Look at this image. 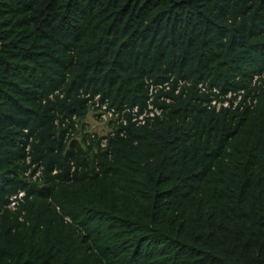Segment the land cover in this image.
<instances>
[{"label": "trees", "instance_id": "16d2710c", "mask_svg": "<svg viewBox=\"0 0 264 264\" xmlns=\"http://www.w3.org/2000/svg\"><path fill=\"white\" fill-rule=\"evenodd\" d=\"M263 71L264 0H0V264H264Z\"/></svg>", "mask_w": 264, "mask_h": 264}, {"label": "built area", "instance_id": "2783aa9c", "mask_svg": "<svg viewBox=\"0 0 264 264\" xmlns=\"http://www.w3.org/2000/svg\"><path fill=\"white\" fill-rule=\"evenodd\" d=\"M182 82H178V85L174 89V93H179L180 91V84ZM187 85L189 83L187 82ZM198 87L200 88V91H203L208 94V100L206 101V105L208 108H214L216 111L220 108H229V109H235V108H245L247 106H252L256 100L258 93L260 91L261 87H264V71L260 74H256L252 77L251 82L248 86V90L245 88L238 89L235 91L228 90L225 93L220 91L219 88L215 86H209L208 84L199 83ZM150 92H149V98L147 100V106L143 109V112L137 114L138 108L133 107L130 109L132 114V121L136 124H143L144 118L147 116H154V115H162V108H159L153 104V101L156 99L157 101H169L170 99L166 97L164 94L159 93L157 95H154L153 92H158V90L166 91L170 89V85L168 82H164L163 84H156V85H150ZM96 110L95 114L98 116L101 120H106L107 117H118L119 112L116 111L114 108H111L108 111H105L106 104L100 103L98 100H95V103L93 105ZM128 110V109H125ZM122 110L121 114L125 111ZM122 122L125 124L123 115L120 116L118 122ZM23 193H19L18 197H20ZM14 203H11V207L14 208Z\"/></svg>", "mask_w": 264, "mask_h": 264}, {"label": "rangeland", "instance_id": "374dc122", "mask_svg": "<svg viewBox=\"0 0 264 264\" xmlns=\"http://www.w3.org/2000/svg\"><path fill=\"white\" fill-rule=\"evenodd\" d=\"M85 130L90 132H97L100 135L106 134L110 126L101 120H97L92 111H88L85 120L83 121Z\"/></svg>", "mask_w": 264, "mask_h": 264}, {"label": "clouds", "instance_id": "9594fccd", "mask_svg": "<svg viewBox=\"0 0 264 264\" xmlns=\"http://www.w3.org/2000/svg\"><path fill=\"white\" fill-rule=\"evenodd\" d=\"M262 73V72H261ZM256 75V74H255ZM178 82H182L181 84H180V87H181V85H183L184 83L187 85V82H183V81H181V80H179ZM178 82H177V85H178ZM251 82V81H250ZM188 83H190V82H188ZM163 84V83H162ZM250 84V83H249ZM249 84H248V86H249ZM150 85H156V84H150ZM150 85H149V88H150ZM176 85V86H177ZM242 89V88H241ZM245 89H247L248 90V87L247 88H245ZM238 90V89H237ZM232 91H235V90H232ZM149 92H150V89H149ZM154 93H156V94H154ZM153 94L154 95H157V94H159V90H158V92H153ZM258 97V96H257ZM98 96H95L94 98H93V100H98ZM149 98V97H148ZM148 100V99H147ZM156 100V99H155ZM99 101V100H98ZM257 101V100H256ZM100 102V101H99ZM101 103V102H100ZM104 104H106V102H103ZM256 103V102H255ZM254 103V104H255ZM154 104V103H153ZM253 104V105H254ZM93 105H94V103H93ZM92 104H91V106H90V111H92L93 112V114H94V116H95V118L97 119V120H101V119H99L98 118V116L95 114V110H96V108L93 106ZM107 105V104H106ZM147 105V104H146ZM252 105V106H253ZM136 107V106H135ZM247 107H251V106H247ZM246 108V107H245ZM111 109V108H110ZM110 109H107V107H106V109H105V111H108V110H110ZM243 109V108H242ZM110 118H116V117H107V119L106 120H101L102 122H105L107 125H109L108 124V120L110 119ZM110 126V125H109ZM108 132H110L111 134L113 133V129L111 128V126H110V129H109V131ZM104 143H105V139H103L102 140V142H101V145H104ZM22 193V192H21ZM12 203V202H11ZM11 203H10V205H9V207H11ZM12 208V207H11Z\"/></svg>", "mask_w": 264, "mask_h": 264}]
</instances>
